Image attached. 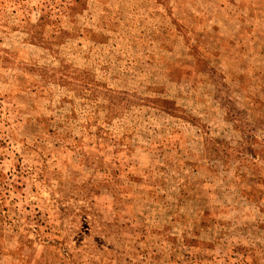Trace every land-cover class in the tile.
<instances>
[{"label": "rangeland", "instance_id": "1", "mask_svg": "<svg viewBox=\"0 0 264 264\" xmlns=\"http://www.w3.org/2000/svg\"><path fill=\"white\" fill-rule=\"evenodd\" d=\"M0 264H264V0H0Z\"/></svg>", "mask_w": 264, "mask_h": 264}]
</instances>
